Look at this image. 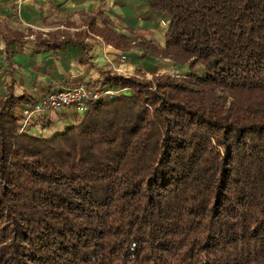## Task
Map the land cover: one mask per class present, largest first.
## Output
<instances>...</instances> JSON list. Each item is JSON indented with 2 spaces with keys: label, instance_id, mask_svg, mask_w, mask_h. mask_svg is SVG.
I'll list each match as a JSON object with an SVG mask.
<instances>
[{
  "label": "trees",
  "instance_id": "16d2710c",
  "mask_svg": "<svg viewBox=\"0 0 264 264\" xmlns=\"http://www.w3.org/2000/svg\"><path fill=\"white\" fill-rule=\"evenodd\" d=\"M148 4L164 46L102 9L85 20L188 72L105 69L115 92L50 138L20 130L12 86L0 98V264H264V0Z\"/></svg>",
  "mask_w": 264,
  "mask_h": 264
},
{
  "label": "crops",
  "instance_id": "0c3cea01",
  "mask_svg": "<svg viewBox=\"0 0 264 264\" xmlns=\"http://www.w3.org/2000/svg\"><path fill=\"white\" fill-rule=\"evenodd\" d=\"M99 9L115 21L117 31L128 33L131 28L139 33L150 32L148 36L142 34L146 38L153 39L164 21V26L169 23V17L151 9L148 0H0V98L12 86L15 95L23 98L17 107L20 108L52 91L82 82L93 86L92 80H103V71L118 62L117 57L124 50L89 30L85 18ZM11 33L25 41L12 40L7 44L3 35ZM37 34L58 39L84 38L89 49L86 51L78 43L36 49L32 40ZM137 51L133 48L125 53L132 55ZM137 62L141 61L136 59L133 63ZM82 117L83 113L73 107L54 110L44 115L40 124H30L26 131L50 138Z\"/></svg>",
  "mask_w": 264,
  "mask_h": 264
},
{
  "label": "built area",
  "instance_id": "2783aa9c",
  "mask_svg": "<svg viewBox=\"0 0 264 264\" xmlns=\"http://www.w3.org/2000/svg\"><path fill=\"white\" fill-rule=\"evenodd\" d=\"M120 58L124 61L126 55L122 54ZM115 69L122 72L125 76H138L134 73L124 72L119 68ZM114 92L115 90L110 88H94L93 86L82 82L75 86L47 93L40 100L30 102L25 106L16 109V113L20 119V130L26 131L30 124H40L43 116L54 110H65L68 107H73L77 112L84 113L89 101L96 100L102 95L113 94Z\"/></svg>",
  "mask_w": 264,
  "mask_h": 264
},
{
  "label": "rangeland",
  "instance_id": "374dc122",
  "mask_svg": "<svg viewBox=\"0 0 264 264\" xmlns=\"http://www.w3.org/2000/svg\"><path fill=\"white\" fill-rule=\"evenodd\" d=\"M78 16L81 17L82 15H78ZM164 23L162 24L159 30H156L154 38L152 37L153 39L147 37L148 39L153 41L155 44L160 45V46H164L165 44L164 43V41L166 40L165 33L167 32V29L169 26V23H167L165 26H164ZM140 34L141 35L145 34L148 36L150 32L148 33L147 31H144V32H141ZM151 34L153 35L152 32ZM137 50L138 51L136 52V54H132V55H128V53H125V51L121 52L117 57L118 62L111 63V69L113 70V72L123 74L122 72L115 69V68H119L120 70H123L124 72H127V73H134L140 76L151 78L154 73H158V74L168 73V74L173 75V74H183L189 71L188 66L180 67L170 59H161V58H154V57L150 58L146 55H142L143 52L140 51V49L137 48ZM122 54L126 55V59L124 61L121 60L120 58ZM136 59L140 60L141 62H137V64L135 65L133 62ZM102 83H103V80H98V82H94V80H92L91 82L94 88L105 89L109 87V86L105 87Z\"/></svg>",
  "mask_w": 264,
  "mask_h": 264
}]
</instances>
